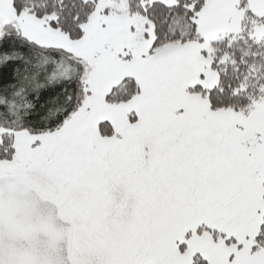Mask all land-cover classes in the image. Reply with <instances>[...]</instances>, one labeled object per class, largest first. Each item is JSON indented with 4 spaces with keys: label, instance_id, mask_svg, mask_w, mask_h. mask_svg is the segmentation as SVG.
<instances>
[{
    "label": "snow or ice",
    "instance_id": "obj_1",
    "mask_svg": "<svg viewBox=\"0 0 264 264\" xmlns=\"http://www.w3.org/2000/svg\"><path fill=\"white\" fill-rule=\"evenodd\" d=\"M0 264H264V0H0Z\"/></svg>",
    "mask_w": 264,
    "mask_h": 264
}]
</instances>
